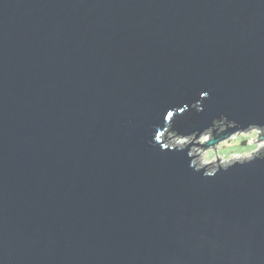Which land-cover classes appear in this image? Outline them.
Instances as JSON below:
<instances>
[{
    "label": "water",
    "instance_id": "obj_1",
    "mask_svg": "<svg viewBox=\"0 0 264 264\" xmlns=\"http://www.w3.org/2000/svg\"><path fill=\"white\" fill-rule=\"evenodd\" d=\"M221 116L264 124V0H0V264H264V155L154 140Z\"/></svg>",
    "mask_w": 264,
    "mask_h": 264
},
{
    "label": "clouds",
    "instance_id": "obj_2",
    "mask_svg": "<svg viewBox=\"0 0 264 264\" xmlns=\"http://www.w3.org/2000/svg\"><path fill=\"white\" fill-rule=\"evenodd\" d=\"M209 93L202 92V97H207ZM197 112L203 110L202 105L199 101L192 105ZM173 110H169L168 115L172 114ZM225 121L233 122L239 127L235 128L236 131L231 132L227 135V139L214 142L208 147H196L197 144L205 145L212 140V128L216 123H223ZM166 128L173 124L166 120ZM199 131V130H198ZM162 132L158 133L154 140L156 142L164 141L162 148L164 149H175L182 151L187 149V156L190 158L189 167L195 171L204 170L205 176L214 175L220 168L221 165H226L223 169H228L229 166L236 164V161L243 164L258 158L260 155H264V124L249 123L246 127L241 126L236 121H230L226 117L221 116L214 118L209 127L204 128L200 131V138L194 140L193 136L189 134H180L172 137L168 142L162 139ZM230 141V142H229ZM246 142V143H245ZM191 145V148L187 146ZM227 146V147H225ZM219 161V164L217 163ZM209 166H213L211 169Z\"/></svg>",
    "mask_w": 264,
    "mask_h": 264
},
{
    "label": "rangeland",
    "instance_id": "obj_3",
    "mask_svg": "<svg viewBox=\"0 0 264 264\" xmlns=\"http://www.w3.org/2000/svg\"><path fill=\"white\" fill-rule=\"evenodd\" d=\"M214 137L213 133H212V138ZM200 138V136L198 138H196L195 140H198ZM230 142V141H229ZM246 143V142H245ZM218 162V161H217Z\"/></svg>",
    "mask_w": 264,
    "mask_h": 264
},
{
    "label": "flooded vegetation",
    "instance_id": "obj_4",
    "mask_svg": "<svg viewBox=\"0 0 264 264\" xmlns=\"http://www.w3.org/2000/svg\"><path fill=\"white\" fill-rule=\"evenodd\" d=\"M223 126V125H222ZM222 128L221 126L219 127V129ZM218 129V128H217Z\"/></svg>",
    "mask_w": 264,
    "mask_h": 264
},
{
    "label": "trees",
    "instance_id": "obj_5",
    "mask_svg": "<svg viewBox=\"0 0 264 264\" xmlns=\"http://www.w3.org/2000/svg\"><path fill=\"white\" fill-rule=\"evenodd\" d=\"M223 126H224V124H223Z\"/></svg>",
    "mask_w": 264,
    "mask_h": 264
}]
</instances>
